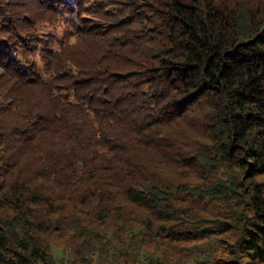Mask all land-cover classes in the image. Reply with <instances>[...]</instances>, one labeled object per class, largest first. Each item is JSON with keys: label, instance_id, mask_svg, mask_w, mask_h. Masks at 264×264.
Segmentation results:
<instances>
[{"label": "trees", "instance_id": "trees-1", "mask_svg": "<svg viewBox=\"0 0 264 264\" xmlns=\"http://www.w3.org/2000/svg\"><path fill=\"white\" fill-rule=\"evenodd\" d=\"M190 263L264 264V0H0V264Z\"/></svg>", "mask_w": 264, "mask_h": 264}, {"label": "rangeland", "instance_id": "rangeland-1", "mask_svg": "<svg viewBox=\"0 0 264 264\" xmlns=\"http://www.w3.org/2000/svg\"><path fill=\"white\" fill-rule=\"evenodd\" d=\"M184 259H189L188 257H185ZM190 264H192V263H190Z\"/></svg>", "mask_w": 264, "mask_h": 264}]
</instances>
